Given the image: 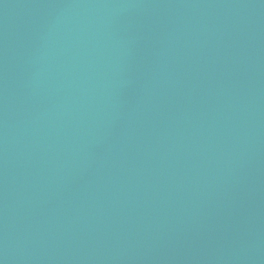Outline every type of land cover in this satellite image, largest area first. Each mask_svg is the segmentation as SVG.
Returning <instances> with one entry per match:
<instances>
[{"label": "water", "instance_id": "water-1", "mask_svg": "<svg viewBox=\"0 0 264 264\" xmlns=\"http://www.w3.org/2000/svg\"><path fill=\"white\" fill-rule=\"evenodd\" d=\"M0 264H264V0H0Z\"/></svg>", "mask_w": 264, "mask_h": 264}]
</instances>
